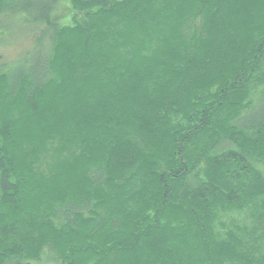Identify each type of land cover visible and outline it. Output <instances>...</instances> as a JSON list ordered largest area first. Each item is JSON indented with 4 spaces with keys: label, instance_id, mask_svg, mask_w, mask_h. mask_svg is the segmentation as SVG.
Returning <instances> with one entry per match:
<instances>
[{
    "label": "trees",
    "instance_id": "16d2710c",
    "mask_svg": "<svg viewBox=\"0 0 264 264\" xmlns=\"http://www.w3.org/2000/svg\"><path fill=\"white\" fill-rule=\"evenodd\" d=\"M5 14L50 29L0 73V264H264L242 223L216 225L264 229V0Z\"/></svg>",
    "mask_w": 264,
    "mask_h": 264
},
{
    "label": "rangeland",
    "instance_id": "374dc122",
    "mask_svg": "<svg viewBox=\"0 0 264 264\" xmlns=\"http://www.w3.org/2000/svg\"><path fill=\"white\" fill-rule=\"evenodd\" d=\"M63 7L64 6L58 9L57 14L55 15L54 23H65L68 14ZM24 22L25 21H23L22 18L15 17L14 14H5L0 16V73L6 68L12 69V67H15L22 60L28 57L33 52L38 38H42L41 36H43V33H46L50 29L46 24L30 27L28 25H24ZM75 84L77 86L80 85L78 83ZM85 92L83 94L84 98L82 102L79 101L81 106H71L73 111L79 112L81 109L83 110V102L87 100L86 95H89L85 94ZM161 110L162 108L158 112H154L156 113L154 115L150 112V117L152 116L151 119L154 118L156 120H160L158 114ZM161 113L164 112L161 111ZM87 124H91V122L87 120ZM37 170L38 172H43V165L38 164ZM259 215L260 214H258V216ZM257 218L251 217L249 211L242 214H238L237 212L230 214L223 213L217 218V230L219 232L223 231L226 225L230 230L236 223H242V229L246 230L244 231L246 235L245 241L253 246V248L256 245V249L259 250L264 245V229L256 226ZM256 228L257 232L255 234L254 232L252 233V231ZM256 242L258 243L256 244Z\"/></svg>",
    "mask_w": 264,
    "mask_h": 264
}]
</instances>
